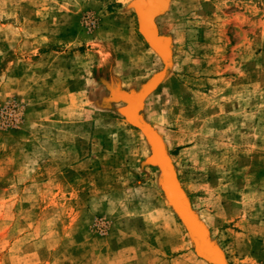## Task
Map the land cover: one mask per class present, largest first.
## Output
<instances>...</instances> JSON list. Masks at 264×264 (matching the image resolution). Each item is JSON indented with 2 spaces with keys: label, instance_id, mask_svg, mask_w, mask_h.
<instances>
[{
  "label": "rangeland",
  "instance_id": "1",
  "mask_svg": "<svg viewBox=\"0 0 264 264\" xmlns=\"http://www.w3.org/2000/svg\"><path fill=\"white\" fill-rule=\"evenodd\" d=\"M136 1L0 0V264H209L122 114L159 74L139 116L227 263L264 264V0H148L167 63Z\"/></svg>",
  "mask_w": 264,
  "mask_h": 264
},
{
  "label": "water",
  "instance_id": "2",
  "mask_svg": "<svg viewBox=\"0 0 264 264\" xmlns=\"http://www.w3.org/2000/svg\"><path fill=\"white\" fill-rule=\"evenodd\" d=\"M147 1L148 0H137L134 3L139 30L147 44L158 54V56L162 59L164 63H167L170 57L169 39L164 36H161L158 32V29L156 30L155 26H152V29L154 28L155 30V36L161 39V46H159V44L151 40V38L147 35V32L143 30L144 20L142 15H145L144 9L148 4ZM154 1L155 3L157 2V5L159 6L158 9L155 10L154 13L151 12L152 15H146V17L151 16L150 20L152 23H154L156 17H158L164 12L167 6L165 0ZM162 76V74H159L153 77L150 81L143 85L137 93H132L130 95H122L121 100H123L126 104V106L122 109V114L131 124L139 128L148 139V142L152 149V155L149 158V163L159 167L162 175V189L166 194V197L168 198L172 207L174 208L177 216L184 224L190 236V239L192 240L195 246V252L197 256L209 264H228L220 249H218L210 242L207 227L199 219L197 214L192 210L186 195L180 187L176 173L165 152V148L160 137L152 129H150L148 125L139 116V111L142 108L144 99L150 92H152L156 88V86L161 81ZM151 83L154 84L151 87H148ZM137 100L140 102V104L136 108L134 118L130 119L126 114L125 110L129 106L135 104ZM168 178H170L172 186L167 185Z\"/></svg>",
  "mask_w": 264,
  "mask_h": 264
},
{
  "label": "bare ground",
  "instance_id": "3",
  "mask_svg": "<svg viewBox=\"0 0 264 264\" xmlns=\"http://www.w3.org/2000/svg\"><path fill=\"white\" fill-rule=\"evenodd\" d=\"M146 24V23H145ZM154 29V28H153ZM157 38V37H156ZM127 112V115L129 116V117H133L134 116V114H133V112H131V111H126Z\"/></svg>",
  "mask_w": 264,
  "mask_h": 264
}]
</instances>
